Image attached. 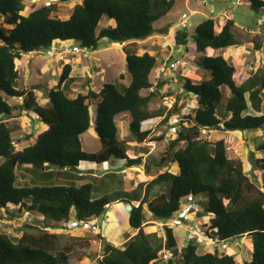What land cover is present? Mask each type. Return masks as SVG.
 Segmentation results:
<instances>
[{
  "label": "trees",
  "instance_id": "obj_1",
  "mask_svg": "<svg viewBox=\"0 0 264 264\" xmlns=\"http://www.w3.org/2000/svg\"><path fill=\"white\" fill-rule=\"evenodd\" d=\"M69 1L58 0L39 7L33 3L30 5L34 8L25 15L29 0H0V118L12 112L4 96L22 97L20 109L32 112L47 127L36 135L33 143L15 151L12 130L0 121V209L12 205L10 216L35 212L44 221L39 232H35L37 226L25 223L19 237L0 233V264H67L68 254L59 248V235L50 230L65 229L71 209L77 225L100 217L106 206L119 203L129 205L127 224L135 234L123 248H118L105 240L101 229L95 234L100 243L97 264H154L161 259L159 252L163 250L176 255V239L165 223L178 213L187 198L193 202L205 200L201 211L196 212L198 217H209L208 223L202 225L205 238L227 243L247 236L252 250L243 264H264V192L243 172L240 161L227 158L222 139L212 144L200 137L202 130H264V72L261 75L251 72L241 84H236L235 67L229 59L221 55L202 56L200 66L206 78L197 83L182 79V88L195 98L196 107L180 119L176 137L169 142L167 150L156 159L148 153V148L142 147L137 149L135 158H130L128 145L117 138V116L130 117V142L144 144L162 139H153L149 131L141 130L144 122L164 112L163 122H166L178 112L176 102L167 111L148 110L151 98L159 93L149 80L157 58L133 50L138 41L168 33L171 23L161 28L155 24L172 10L175 0H82L73 6L67 19L51 16L58 4ZM246 1L251 10L264 13V0ZM105 18L113 25L100 27ZM234 29V21L228 19L217 33L214 20L207 18L190 35L178 28L173 40L177 46H186L190 38L197 53L207 49L225 50L239 45ZM102 41L125 44L122 54L130 77L128 85L105 83L98 92L88 89L85 94L77 93L71 98L66 89L73 78L71 67L65 65L56 87L47 92V105L37 104L32 90L25 92L17 88L19 73L15 61L22 55L60 42L96 51ZM254 49H260V45ZM143 90L150 91L142 95ZM93 101L96 102L94 130L100 149L87 153L82 149L81 136L91 127ZM181 142L184 148L175 149ZM255 149L264 153V138L256 143ZM111 160H120L125 167L143 163L149 176L153 168L166 169L170 163H176L179 171L173 174L166 169L130 191L117 190L97 197L94 194L99 189L92 181L77 185L76 177H84L78 175L79 163L100 166ZM21 170L32 176L31 185L19 183L17 173ZM117 175L110 172L99 178L111 183L118 181L122 186L123 181ZM86 177L97 178L90 174ZM60 178L64 183L56 182ZM156 186L166 187V191L151 197ZM145 209L151 221L164 224L163 239L144 231ZM198 248L199 241L190 238L182 248L180 263L236 264L232 253L219 254L214 249L199 254Z\"/></svg>",
  "mask_w": 264,
  "mask_h": 264
},
{
  "label": "rangeland",
  "instance_id": "obj_2",
  "mask_svg": "<svg viewBox=\"0 0 264 264\" xmlns=\"http://www.w3.org/2000/svg\"><path fill=\"white\" fill-rule=\"evenodd\" d=\"M48 1V0H47ZM46 0L38 1L35 7L44 6ZM82 0H70L67 3H60L58 9L52 11L51 16L65 20L68 18L75 4H80ZM246 0H175V5L172 10L166 15L165 18L159 20L155 25L158 28L166 26L171 23L172 32H168L166 40L159 38L160 36H152L144 41H138L134 44V49L139 53L148 52L156 56L157 62L155 68L151 71L149 80L154 85L155 91L159 93L151 98L148 103V110L150 112H158L160 110L167 111L172 108L173 104L177 103L178 112L174 116L163 122L165 118L164 112L161 116L149 119L141 126V130L149 131V137L159 138L161 140L152 141L144 144H136L130 142V135L128 130V123L130 117L128 115H119L115 118V122L118 128L117 138L120 141H125L128 145L127 155L130 158H135L137 149L148 148L151 155L154 158L164 154L168 148L169 142L176 137V133L179 128V121L183 116L191 113L196 107L195 98L186 93L183 88V78L190 79L194 83L200 82L206 78V72L201 68L202 56H217L221 55L225 59H228L234 67V80L236 84L242 82L247 78L251 72H258L261 75L264 72V13L256 12L246 5ZM34 6L31 7L30 3L27 4L23 14L30 12ZM185 13L189 17V21L182 27L185 31L190 33L196 25L207 18H215L225 20L231 19L235 23L234 37L239 45L231 47L225 50H212L207 49L204 53H197L192 40L189 38L186 46H177L173 44V36L175 31L179 28L181 21V15ZM223 14L221 18L220 15ZM106 18L101 20L100 27L106 26ZM109 22V21H108ZM111 22V21H110ZM113 25V22H112ZM215 30V27H214ZM249 31V32H248ZM171 36H170V35ZM172 40V41H171ZM259 44L260 49L255 50V46ZM124 45L111 44L110 42H100V48L96 51L80 48L76 45L67 43H57L53 49H41L40 51L32 54L22 55L21 59L15 61L16 69L18 70L19 77L16 86L19 90L25 92L32 90L36 98L37 104L41 105L46 102L47 91L44 92L43 88H55L60 72L65 65L71 67L70 76L75 80L72 85L69 97L73 98L77 93H86L87 88L98 92L102 85L105 83L118 82L124 85H128L130 77L126 72L124 57L122 54V48ZM129 46V45H128ZM78 48V50H75ZM168 49V50H167ZM162 51V52H161ZM169 57V62L178 60L180 64L176 65L175 70H166L164 73H160L159 68L163 65L164 59ZM122 75V79L119 77ZM87 80V82H85ZM85 86V84H87ZM157 84V85H156ZM85 86V87H84ZM158 88V89H157ZM47 89V90H49ZM150 90L141 91L142 95H147ZM44 94V95H43ZM6 102L12 107L10 116L0 118V121L5 122L12 130L11 136L14 142V150L20 151L27 145L34 142L36 135L45 130V126L42 122L35 120L32 112H23L20 107L22 105V97L10 98L4 96ZM96 102H91V127L81 136L82 149L87 153H94L100 149V142L94 130V118H95ZM263 113H264V101H263ZM200 137L214 143L218 140H223L226 148V156L231 160H238L242 164V170L248 175L249 179L264 192V153L259 154L256 151L255 145L260 139L264 138V130H245V131H232V132H219V131H200ZM184 144L179 143L175 149L184 148ZM144 156L143 158H145ZM147 160V158H145ZM167 162H170V158L166 157ZM2 159L0 158V163ZM118 164H122L120 160H111L106 164L99 167H92L95 171L94 174L97 178H88L87 174L83 173L86 170H90L88 166L83 163H79V170L83 173V178L76 177L77 185L85 182L92 181L99 192L94 196H100L102 194L111 195L117 190H131L133 188V182L140 183L146 182L154 178L156 174L168 169L169 172L176 174L177 169L174 164H168L166 169L153 168L151 175H146L143 169V163L141 165H133L125 167L120 172H114L118 174L117 178H121L124 182L122 186L118 181L101 179L97 171L105 168H117ZM79 174V173H78ZM76 175V172H74ZM91 175V174H90ZM19 183L32 184V176L20 171L17 173ZM93 179V180H92ZM60 178L57 183H64ZM124 187V189H123ZM166 187L156 186L151 192V197L165 192ZM205 203L204 199H198L190 203L192 209L188 215V221L182 224H176L175 218L166 222V226L171 225L173 235L176 239V255L174 253L163 250L159 252L161 259L154 264H166L167 254H170V258L174 259V264L180 263V253L182 248L186 246L190 238H195L199 241L198 253L201 251L209 250L204 249L203 245L205 238L203 234L202 225L208 223L209 217L196 215V210L201 211L202 204ZM128 210V204H126ZM12 205H8L6 209H0V233H4L8 236L19 237L22 230L25 228V223L31 226H37L35 232L41 230L42 221L41 215L35 212L26 213L23 215H17L18 217L10 216L13 210ZM10 210V211H8ZM105 212V211H104ZM128 213V212H127ZM145 213V226L146 233L152 232L156 237L163 239L164 226L162 222L155 223L151 221L150 214L147 210ZM103 213L98 217L97 224L101 225ZM94 221V219H93ZM150 224L153 225L150 227ZM84 225V224H83ZM65 229L50 230L59 235V248L64 250L68 254V258L73 257V264L77 263L76 260H82L87 263L89 260L92 262L97 255V249L90 240H95L94 244H98L95 238V233L99 229L85 228L84 226L76 225L74 222V210L71 209L69 213V223L65 225ZM24 228V229H22ZM27 230V229H26ZM194 232V234H191ZM130 232H127L128 235ZM125 234V232H124ZM250 238L244 236L240 239L222 243V245L216 246L219 250V254H225L227 251L232 252L236 264H243L245 260H248L251 256V245L249 244ZM209 240V239H207ZM90 241V242H89ZM212 243L208 242V248H214L210 246ZM205 247V245H204ZM67 249V250H66ZM206 253V252H205ZM243 253V255H242ZM93 254V255H92ZM89 259V260H88Z\"/></svg>",
  "mask_w": 264,
  "mask_h": 264
},
{
  "label": "crops",
  "instance_id": "obj_3",
  "mask_svg": "<svg viewBox=\"0 0 264 264\" xmlns=\"http://www.w3.org/2000/svg\"><path fill=\"white\" fill-rule=\"evenodd\" d=\"M246 3V5H248V2L246 1L245 2ZM58 5H60V4H58ZM57 9H58V6H57ZM70 15V14H69ZM69 17V16H68ZM220 17L222 18L223 17V14H221L220 15ZM213 20H214V27H215V32H219L220 30H221V27L224 25V23H225V21L226 20H228V16L226 17V19L225 20H223V18H222V20H220L219 18L218 19H215V18H213ZM106 22V26L107 25H112V22H108V21H105ZM235 24V23H234ZM171 28V27H170ZM168 32H172V30H170L169 29V31ZM249 32V31H248ZM168 34V33H167ZM155 35V36H160L159 38H164V40H166L167 39V37H168V35ZM170 35V34H169ZM171 36V35H170ZM150 38V37H149ZM172 40H173V38H172ZM171 40V41H172ZM102 42H104V41H102ZM107 41H105L104 43H106ZM61 43V42H60ZM62 43H64V42H62ZM65 43H67V44H70V43H68V42H65ZM57 44V43H56ZM173 44H174V40H173ZM54 46H55V44H53V46L51 47V48H47V49H53L54 48ZM229 49V48H228ZM168 50V49H167ZM162 52V51H161ZM151 54V53H150ZM27 55V54H26ZM151 55H153V54H151ZM155 56V55H154ZM229 59V58H228ZM246 79V78H245ZM245 79H243L242 80V82L245 80ZM75 82V80L73 79V81L69 84V86H68V88L66 89V93L68 94V93H70V91H71V89H72V85H73V83ZM85 82H87V80L85 81ZM242 82H239V84H241ZM86 85H88V83L87 84H85V86ZM84 86V87H85ZM43 89H45L44 90V92L45 91H49L50 89L47 87V88H43ZM47 89H49V90H47ZM88 89H90V88H87V91H88ZM86 91V92H87ZM83 94H85V93H83ZM44 95V94H43ZM69 96V95H68ZM47 101H48V99H47V94H46V102L44 103V104H41L42 106H44V105H47ZM45 126V125H44ZM45 128H47L46 126H45ZM258 152V151H257ZM149 154H150V151L148 152ZM147 153V154H148ZM259 154H262V152H259ZM144 156H146V154H144ZM134 157H135V155H134ZM84 164V163H83ZM172 164H174L175 165V167H176V169H177V173H178V171H179V169H178V166L176 165V163H172ZM85 166H88L89 168H92L93 166L94 167H99V166H97V165H93V164H84ZM100 166H102V165H100ZM119 166H124V165H122V164H118L116 167H119ZM124 168H125V166H124ZM93 169V168H92ZM105 169H111V168H105ZM95 170V169H94ZM102 170H104V169H102ZM98 171H101V170H98ZM97 171V172H98ZM176 173V174H177ZM91 175H93V176H95V174H91ZM135 182V181H134ZM134 182H133V188L136 186V184H138V183H135L134 184ZM123 185H124V182H123ZM132 188V189H133ZM123 189H124V187H123ZM131 189V190H132ZM125 191H130V190H125ZM203 199V198H202ZM132 204H136L135 202H132ZM128 208H129V205H128ZM146 210V209H145ZM148 211V210H147ZM197 211V210H196ZM128 212V213H127ZM105 214H104V216L102 217L103 219H102V223H101V225L99 224H97V220H98V217L97 218H95V217H92V218H90L89 220H87V221H85L86 223L84 224V225H82V226H84L85 228L87 227V228H89L90 229V232L92 231L91 229H99V231L98 232H96L95 234H97V233H99L100 232V230L102 229V231H103V235H104V238H105V240L107 241V242H109L110 244H112V245H114L115 247H118V248H123L124 247V244H125V242L128 240V239H130L135 233L130 229V227L128 226V224H127V218H128V214H129V210L127 209V207H126V204L125 203H119V204H110V205H108V206H106V208H105V212H104ZM42 219V218H41ZM93 219H94V221H93ZM161 225H164V224H161ZM166 225V224H165ZM184 226H187V225H185V223H184ZM168 227H170L171 228V225L170 226H168ZM145 231V230H144ZM173 231V230H172ZM124 232H125V234H124ZM127 232H130L128 235H126V233ZM136 232V231H135ZM191 234H194V232H191ZM175 237V236H174ZM91 242H92V244L95 246V248L94 249H97V255H94V256H96V258H95V260L94 261H90L89 259V261L86 263L85 261H84V259H86V257L85 258H83L81 261L80 260H76L75 262H77V263H79V262H81L82 264H97V261H98V259H99V255H98V253H99V249H100V243L98 242V244H94L96 241L95 240H90ZM89 241V242H90ZM207 241V242H206ZM249 241H250V245H251V240L249 239ZM204 242H206L204 245H205V247H204V245H203V248L204 249H209V250H203V251H201V253H205V252H209V251H213L214 249H218L216 246H219V245H222V243H218V242H214L213 240H205ZM208 242H211L212 244L210 245V246H212V247H214V248H208V246H207V244H208ZM200 245V244H199ZM251 250H252V245H251ZM218 252H219V250H218ZM227 252H229V253H232V252H230V251H227ZM226 252V253H227ZM220 253V252H219ZM93 255V254H92ZM168 256H164V257H167L166 259L167 260H169V253L167 254ZM242 255H243V253H242ZM244 256V255H243ZM73 261H74V258L73 257H70V258H68L67 259V264H73ZM171 262L173 263V261H172V259H171Z\"/></svg>",
  "mask_w": 264,
  "mask_h": 264
},
{
  "label": "built area",
  "instance_id": "obj_4",
  "mask_svg": "<svg viewBox=\"0 0 264 264\" xmlns=\"http://www.w3.org/2000/svg\"><path fill=\"white\" fill-rule=\"evenodd\" d=\"M38 1H40V0H30L31 3H36V2H38ZM46 1H47V0H46ZM56 1H57V0H48V1L46 2L45 5H49V4H51V3H53V2H56ZM188 21H189V17H188V15L185 14V13H183V14L181 15V21H180V23H179V28L182 29V27H183L184 25H186ZM262 35L264 36V32L262 33ZM75 50H78V48H75ZM164 60H165V61H164L163 65L159 68L160 73H164L166 70H175L176 65L180 64V62L178 61L179 59H178V60H175L174 62H171V63H168V62H169V57L165 58ZM79 175H82V174L79 173ZM192 202H193V201H192L191 198H187V200H186L185 202H182V203H181V205H180V210H179L178 213L173 217V218H175V219H174V222H175L176 224H182V223L188 221V215L190 214V211H191V209H192L190 203H192ZM85 223H86L85 221H80V222H78L77 224H78V225H80V224L83 225V224H85ZM197 241H198V240H197ZM169 257H170V255H169Z\"/></svg>",
  "mask_w": 264,
  "mask_h": 264
},
{
  "label": "water",
  "instance_id": "obj_5",
  "mask_svg": "<svg viewBox=\"0 0 264 264\" xmlns=\"http://www.w3.org/2000/svg\"><path fill=\"white\" fill-rule=\"evenodd\" d=\"M122 170H124V166H119V167L114 168V169H112V168L111 169H104V170L98 171L97 174L98 175H104L106 173H110V172H120ZM94 172L95 171L93 169H90V170L84 171L83 173H85V174H94ZM167 264H172L171 259H169L167 261Z\"/></svg>",
  "mask_w": 264,
  "mask_h": 264
},
{
  "label": "clouds",
  "instance_id": "obj_6",
  "mask_svg": "<svg viewBox=\"0 0 264 264\" xmlns=\"http://www.w3.org/2000/svg\"><path fill=\"white\" fill-rule=\"evenodd\" d=\"M40 1H41V0H40ZM40 1H39V2H40ZM57 2H58V0H57L56 2H53V3H57ZM29 3H30V4H33V3L30 2V0H29ZM34 4H38V2H36V3H34ZM35 120H38V118L36 117ZM79 173H81V172H79ZM81 174H83V173H81ZM78 175H79V174H78ZM129 208H130V207H129ZM196 212H197V211H196ZM214 242H215V241H214ZM169 259H171V258H169Z\"/></svg>",
  "mask_w": 264,
  "mask_h": 264
}]
</instances>
